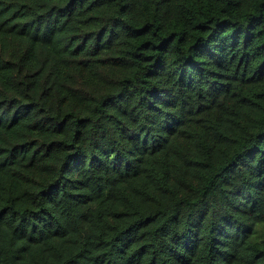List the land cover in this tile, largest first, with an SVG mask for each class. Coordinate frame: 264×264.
Segmentation results:
<instances>
[{
    "label": "trees",
    "instance_id": "trees-1",
    "mask_svg": "<svg viewBox=\"0 0 264 264\" xmlns=\"http://www.w3.org/2000/svg\"><path fill=\"white\" fill-rule=\"evenodd\" d=\"M0 264H264V0H0Z\"/></svg>",
    "mask_w": 264,
    "mask_h": 264
}]
</instances>
